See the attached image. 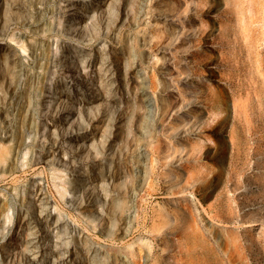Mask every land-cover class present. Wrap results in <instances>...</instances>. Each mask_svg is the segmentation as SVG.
<instances>
[{
  "label": "rangeland",
  "instance_id": "1",
  "mask_svg": "<svg viewBox=\"0 0 264 264\" xmlns=\"http://www.w3.org/2000/svg\"><path fill=\"white\" fill-rule=\"evenodd\" d=\"M259 206L264 0H0V264H264Z\"/></svg>",
  "mask_w": 264,
  "mask_h": 264
},
{
  "label": "bare ground",
  "instance_id": "2",
  "mask_svg": "<svg viewBox=\"0 0 264 264\" xmlns=\"http://www.w3.org/2000/svg\"><path fill=\"white\" fill-rule=\"evenodd\" d=\"M24 46V45H23ZM200 114L202 113V110L200 109V112H199ZM199 115V114H198ZM181 173V172H180ZM173 174V173H172ZM182 176V175H181ZM258 215H260V216H262L263 218H264V208L262 207V206H259L258 207ZM252 254H253V260L254 261H260L261 260V256L258 254V252H257V250H254L253 252H252Z\"/></svg>",
  "mask_w": 264,
  "mask_h": 264
}]
</instances>
